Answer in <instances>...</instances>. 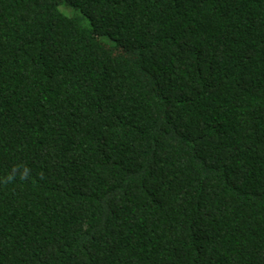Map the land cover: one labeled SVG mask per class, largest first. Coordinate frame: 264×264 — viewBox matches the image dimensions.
I'll return each mask as SVG.
<instances>
[{"label": "trees", "instance_id": "trees-1", "mask_svg": "<svg viewBox=\"0 0 264 264\" xmlns=\"http://www.w3.org/2000/svg\"><path fill=\"white\" fill-rule=\"evenodd\" d=\"M0 264H264V0H0Z\"/></svg>", "mask_w": 264, "mask_h": 264}, {"label": "clouds", "instance_id": "clouds-1", "mask_svg": "<svg viewBox=\"0 0 264 264\" xmlns=\"http://www.w3.org/2000/svg\"><path fill=\"white\" fill-rule=\"evenodd\" d=\"M30 171H31V170L25 166V167L23 168L22 173L20 174V178H21V179H26V178L29 176ZM13 179H14V177L10 174V175H8V177H7V181H6V182H10V181H12Z\"/></svg>", "mask_w": 264, "mask_h": 264}]
</instances>
